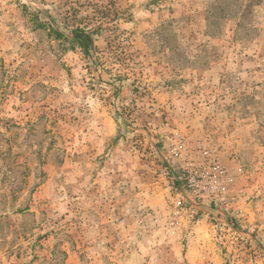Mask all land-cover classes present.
Here are the masks:
<instances>
[{
	"label": "rangeland",
	"instance_id": "rangeland-1",
	"mask_svg": "<svg viewBox=\"0 0 264 264\" xmlns=\"http://www.w3.org/2000/svg\"><path fill=\"white\" fill-rule=\"evenodd\" d=\"M0 264H264V0H0Z\"/></svg>",
	"mask_w": 264,
	"mask_h": 264
},
{
	"label": "trees",
	"instance_id": "trees-1",
	"mask_svg": "<svg viewBox=\"0 0 264 264\" xmlns=\"http://www.w3.org/2000/svg\"><path fill=\"white\" fill-rule=\"evenodd\" d=\"M71 34L72 39L76 40L77 44L83 49H86L92 43L91 35L83 30H73Z\"/></svg>",
	"mask_w": 264,
	"mask_h": 264
}]
</instances>
